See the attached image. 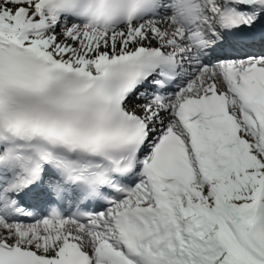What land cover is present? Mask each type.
<instances>
[{"label": "snow or ice", "instance_id": "snow-or-ice-1", "mask_svg": "<svg viewBox=\"0 0 264 264\" xmlns=\"http://www.w3.org/2000/svg\"><path fill=\"white\" fill-rule=\"evenodd\" d=\"M0 264H264V0H0Z\"/></svg>", "mask_w": 264, "mask_h": 264}]
</instances>
